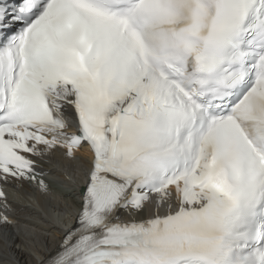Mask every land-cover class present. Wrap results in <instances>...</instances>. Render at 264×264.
Returning a JSON list of instances; mask_svg holds the SVG:
<instances>
[{
  "label": "snow or ice",
  "instance_id": "6c2138e0",
  "mask_svg": "<svg viewBox=\"0 0 264 264\" xmlns=\"http://www.w3.org/2000/svg\"><path fill=\"white\" fill-rule=\"evenodd\" d=\"M82 150L47 264H264V0H0V184Z\"/></svg>",
  "mask_w": 264,
  "mask_h": 264
},
{
  "label": "bare ground",
  "instance_id": "6f19581e",
  "mask_svg": "<svg viewBox=\"0 0 264 264\" xmlns=\"http://www.w3.org/2000/svg\"><path fill=\"white\" fill-rule=\"evenodd\" d=\"M89 159L91 156L83 150L75 161L57 151L38 164L42 175L36 181L9 183L12 209H3L8 222L0 223V264H43L56 253L74 224L81 170ZM40 180L45 188H41Z\"/></svg>",
  "mask_w": 264,
  "mask_h": 264
}]
</instances>
